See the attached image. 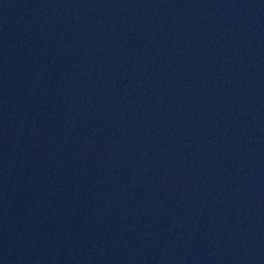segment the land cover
I'll return each mask as SVG.
<instances>
[{
  "label": "water",
  "instance_id": "1",
  "mask_svg": "<svg viewBox=\"0 0 264 264\" xmlns=\"http://www.w3.org/2000/svg\"><path fill=\"white\" fill-rule=\"evenodd\" d=\"M0 264H264V0H0Z\"/></svg>",
  "mask_w": 264,
  "mask_h": 264
}]
</instances>
